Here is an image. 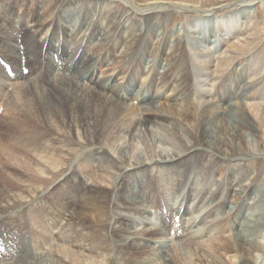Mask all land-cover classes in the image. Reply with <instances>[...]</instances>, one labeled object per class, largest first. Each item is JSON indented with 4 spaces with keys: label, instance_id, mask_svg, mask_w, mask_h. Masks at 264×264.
<instances>
[{
    "label": "bare ground",
    "instance_id": "6f19581e",
    "mask_svg": "<svg viewBox=\"0 0 264 264\" xmlns=\"http://www.w3.org/2000/svg\"><path fill=\"white\" fill-rule=\"evenodd\" d=\"M114 1L120 2L122 0H59L60 8L58 7L59 9L56 11L58 15L62 13L61 9H63V7H69L62 14L65 23L67 18L70 20L74 18L76 26H78L81 19L84 18L85 20L88 13L92 16L91 21H89V28L85 30V33L80 39L69 31L67 25H61L58 20L43 22L38 18L35 20L31 19L32 21L29 23H19L18 20L16 22L11 20L6 27L3 26L4 24L0 23V50L5 56L7 55L8 58H12L19 64V66H15L14 70H12L11 62H8L7 56L4 57L2 55L5 60L0 56V66L4 70L0 69V80L7 78V76L10 78H7L10 83L17 79H24V82L12 89L13 93L11 96L14 97V100L11 105H7L9 107L8 110L13 112V120H11L8 126L6 138L3 137V140H0V169L2 166V168L5 169L24 170L26 176L28 175L27 178L31 181L33 180L35 167H42V165L45 167V164L60 167L61 165L64 166L68 164L67 158L61 155V158L58 157L55 149L52 150V148L51 152V150L43 144L46 141L42 143L47 134H52L54 132L53 121L60 129L62 137L65 136V138H63L67 148V153L65 154L68 156L74 153V149H76L74 147L75 144H77V141H75V139H77V134L75 132L76 128H81L84 134L82 137L78 136L79 142L86 143L90 146H97L86 142L84 137L95 134L99 127L97 125L98 118H100L99 114L103 116L104 111L109 113L106 116L108 117L107 119L112 120H109V123L103 128V132H106L107 135V143L101 147L109 148V146L112 145L111 143L116 142L115 135L118 131L115 130H120L119 123L122 125L125 122V125H129L126 133L128 134L130 142L136 140L138 137L136 133L138 131L140 132L144 129L146 134L148 133L150 135L152 131L150 128L155 129V131L159 129L163 131V136L160 134L161 138H157V142H160V144L164 146L172 145L175 148L177 147L178 151H160L158 154L155 153L149 161L137 157L133 160L134 157L130 156L131 151L127 147L119 149L117 157L109 156L107 150L96 151L93 158L94 161L98 163V166L97 168H95L94 165L88 166L84 179L92 181H95V179L99 180L101 183L105 184V186H100L109 191L111 186H116L119 181L117 173L113 171L115 166L119 167L121 164H124L126 168L133 169L135 176L139 179L141 190H137L135 184H133L128 177H125V189L121 193V201L118 206L120 209H124L129 213L132 211L135 212L140 216V222L147 224L151 223V221L147 216L148 212L144 209V202H142V199L146 198V201L152 200L157 206L161 205L159 211H161V209H166L165 203L167 200L165 198L162 204L160 199L155 200V189L150 188V185L146 184V171L150 173L153 171V168L149 169L150 161H152L151 167H157L158 169V188H169L171 192L176 193L174 189L178 187L182 188V185H184L182 196L187 201L189 191L190 195L188 200L193 198L195 192L193 183H196L198 194L203 191L204 200L202 203L205 210L211 207V210L215 214L217 212L218 215L224 214L229 217L230 234L227 237V246L223 247L224 251L236 257V264H238L239 260H241L239 264H250L255 253L264 252V249H261L260 244L256 241V234L261 238L264 235V195L259 188L255 189L256 181H251L249 178L251 172H246L245 169L241 168L233 174L231 168L232 164L228 168H225L224 164L230 163V159L242 158L248 160L256 153L257 150H254L255 147L259 150L258 144L251 145L249 141H247L248 139L246 140L245 134L252 133L256 135L254 134V126L262 119V109L264 108V60L260 59L257 50H252V48L249 49L247 47V44L251 42V40L245 37H243V39H238L235 44L238 49L239 47L243 49L244 53L232 50V54L234 55L219 57L218 55L221 53V50L224 48L226 49V46L229 45L234 38H242L245 34H239L238 31L240 30L236 29L235 25L232 27L220 25V21L216 20L214 15L207 16V18L209 17L208 19L213 17L214 19L209 22L210 30L208 35L205 36L204 45H208V47L210 46L212 48L213 43H219L220 51L217 50L214 52L215 57L208 54L207 57L204 55V57L207 58L205 61L196 58L189 52L187 47L188 44H185L183 37L173 41L169 33L162 32L156 37H154L153 34L149 42L145 44V32L143 28H141L139 30L140 34L129 39L125 35L126 28L110 26L112 23L108 19V16L112 17L114 14L111 5V2ZM263 1L264 0H257L258 4H264ZM133 2H135V0H125L126 10L119 15L120 19H123L124 15H126L129 21L131 17H135L134 25L142 20L139 16H143L144 20L147 19L148 24H152L155 17L162 13V10H173L178 7V9H181L184 7L179 4L180 6L177 5L178 7L174 5V8H170L168 6H163L162 4L164 3L162 2H155L141 9V7H136ZM100 3H102V6H98ZM251 3H255V1L251 0L244 1V3H234V5H238L236 12L237 15L242 17V20L248 18V11L251 10V7H254V5H249ZM85 4L86 9L84 10L82 5ZM38 8L40 10L43 8V2L39 4ZM184 11L187 10L184 9ZM38 16H40V14H38ZM95 16H99V18ZM254 20L255 17L250 14L249 23L255 22ZM104 23H106L105 27L103 26ZM102 26L103 28L111 27L112 30L106 35L103 34L101 36L98 30L101 29ZM25 28L29 30L33 39L25 41L19 37L18 32H24ZM155 31L156 26L154 28V32ZM42 36L45 38H42ZM110 37H114L119 41L118 48L120 49L134 47V49L140 50L146 47L148 48L146 50L147 56H152L154 54L158 55L160 65L163 68L170 66V69L163 73V78H166L168 75L170 77L176 75L174 81L177 76L184 79V82L177 89L168 91L171 92L166 97L168 99L169 112L162 109L164 104L157 103V99L160 96L150 93L152 86L156 83L155 75H153L156 69L148 71L147 78L142 81H149L145 85H139L137 83L135 73L131 74L132 76H126L124 81L118 83L116 82L114 74L109 75L110 71L102 74L103 77L97 76L99 72L98 63L101 62V58L88 51V45L95 40H107ZM39 38L44 39L41 41L43 47L45 44H49V47L43 52V70L38 73L35 78H32L28 63L34 60L32 52L33 45L35 44L33 43L34 39L39 40ZM83 44L84 47L82 48L81 45ZM152 45L156 47V51L151 48L149 49ZM86 46L87 50L85 48ZM251 50L255 53L251 52ZM241 55H246L244 62L240 59L241 62H236V65H234V61L237 59L235 57ZM112 57L111 55V60ZM168 59L171 60V63L164 65L163 62ZM26 61V66L22 68L21 64ZM182 61L185 63L181 68L182 63L180 62ZM7 66H9V68ZM9 71H11L14 76H11L12 74ZM42 73L47 77L45 82L44 78L40 76ZM215 75H218V77L216 78ZM251 79L256 80L251 81ZM2 84L3 83H0V87ZM135 92H137L136 97H133ZM9 99L11 100L10 95L8 99L3 102L4 99L0 97V103L8 104ZM132 99L134 102H130ZM59 102L67 104L71 115L66 114L60 117L58 116L57 104ZM135 102H137V105H139L138 107H140L143 115L142 118L136 112H133L134 114L131 113L129 117L126 112L129 108L127 104H134ZM3 104L0 106V109L3 111L0 118L6 110V105L4 106ZM21 106L24 107L22 110ZM183 121H192V123H194L190 127L191 140L186 137L184 138L182 133H178L179 124ZM42 130H46L47 132L44 133ZM4 135L3 133V136ZM171 136L177 143L175 141L171 142ZM146 146H148V144ZM72 147L74 149H72ZM63 148L64 147H62V149ZM206 152L218 157L209 168H204V162L202 163L199 161V158H202ZM62 153L64 152L62 151ZM19 155H21L22 158H18ZM39 159L43 161V164H41ZM192 159L195 161V168H191L190 166ZM223 162L225 163L222 165ZM214 164L215 166H213ZM70 166L71 168L73 167L72 164H70ZM165 166H168V172L166 173H164ZM187 166L190 167L187 168ZM68 167L69 165L65 167L66 170ZM80 169L78 165L72 168L76 183H78V179L74 174L76 170ZM205 169H212L211 174L213 180L218 177L215 188L209 185L208 188L198 189L200 182H203L199 177L205 176ZM2 173L3 176H0V183L9 184L7 177H11L12 174H6L5 176L3 171ZM97 173L102 174L98 175ZM147 177L151 176L147 175ZM164 177H167V182L164 181ZM65 180H69V175ZM172 180H174V182H171ZM189 180H192V184L188 189ZM152 185L155 187L154 183ZM204 186L206 187L207 185L204 184ZM7 187H9V185L4 186V190H0L3 192L2 194L7 192L5 191ZM117 190L118 188L114 189L113 192ZM221 200L224 201L222 206L219 203ZM249 200H255L257 204L253 206L249 203ZM83 201H85L86 205L90 204V201ZM180 203L181 201L176 210H178ZM30 205H34V203H30ZM66 205L67 210L65 212L69 213L65 215V220L67 222H70L71 218L76 221L84 220V215L74 210L69 202H66ZM180 208L182 209V207ZM181 209L178 210L179 213ZM159 211H157V213ZM200 212L202 213L203 210ZM178 215L180 216L179 223H181V214H177V211L173 214V219L176 221ZM62 218H64V216ZM163 218L159 214V221L162 222L158 229L149 230L148 227H143V232L140 233L137 232V228H133L128 224V215L118 217L116 219L117 224L113 226V229L127 234L124 238H120L119 241L121 244L119 246L127 249H141L143 251L145 248L148 249V247H151L148 243L149 240L144 241L146 237H155V240L169 237V227L172 228L175 225V221L171 223ZM195 219L199 220V218ZM33 222L36 226H41V223L35 216L33 217ZM191 226L194 228L198 227L195 221ZM259 231L262 232L259 233ZM26 236L27 234L25 233L19 237L28 241V237L26 238ZM176 238H179L177 233H175L174 239ZM33 239L34 242L38 240V237L34 235ZM28 243V250L31 251V243L29 241ZM158 243L164 248V244L161 241H158ZM229 244H231L230 247H228ZM180 246L182 245L178 247ZM221 247L219 246V250ZM60 248L62 247H59V249ZM155 248H152L153 250L149 249L155 251ZM0 251H4L5 253L2 254V256L0 255V264H27L29 261L30 264H33L34 257L38 256L36 253H30L29 260H21L19 263L17 256L20 253H24L26 249L23 246L18 248L10 239L4 238L2 235H0ZM45 251H47V249ZM63 251L64 249L58 252L62 255ZM177 251L180 252L181 250L178 248V250L175 249L172 253L175 258L179 259L180 253H177ZM75 253L76 252L69 255L67 254L66 260L70 262L69 264H76L79 260L81 255L78 258V255L76 256ZM156 253H158L160 256L159 259L161 258L164 264H168V251L156 250ZM175 254L179 255L176 256ZM57 256L59 255L57 254ZM82 256L81 258H84ZM130 257L136 258V253L131 252ZM230 258L232 259V257ZM152 259L153 260L146 259L147 261L142 264H153L156 259L155 257H152ZM40 260L41 264H48V260L44 258ZM214 260L211 264H219Z\"/></svg>",
    "mask_w": 264,
    "mask_h": 264
},
{
    "label": "rangeland",
    "instance_id": "374dc122",
    "mask_svg": "<svg viewBox=\"0 0 264 264\" xmlns=\"http://www.w3.org/2000/svg\"><path fill=\"white\" fill-rule=\"evenodd\" d=\"M241 1L244 3V1L251 0H135L133 4L136 7H141V9H144L146 5L155 2H162L164 3L162 4L163 6H168L170 8L174 5L180 6L179 4H181L182 7L184 6L181 9H178L179 7L177 6L178 8L173 10H162V13L155 17L152 24H148L147 19L144 20L143 16H139V18H142V20L140 22H137L135 25V17L130 18L131 22L128 20L126 15H124L123 19H120V15L126 10L125 0H122L120 2L114 1L111 2L114 14L112 17L108 16V19L112 23L110 26L126 28L125 35L129 39H132V37L134 38L136 35L140 34L139 30L143 28V31L145 32V44L149 42L153 34L154 37H156L162 32L169 33L172 36L171 38L173 41H175L177 38L183 37V41L185 42V44H188L187 47L189 52L192 53V55L196 58L205 61L207 59V54L210 56L213 55L215 57L214 52L220 49L219 43H213L212 48L210 46L208 47V45H204L205 36L208 35L210 30L209 22H211L215 17L216 20L220 21V25H227L228 27H232L233 25H235V28L240 30L238 31L239 34H245L244 36H242V38H234L232 42L227 45L228 47L226 46V49L224 48L223 50H221V53H219L218 55L219 57L234 55L232 54V50L239 53H244L243 49H241L240 47L238 49L235 44L238 39H243V37H245L251 40V42L247 44L248 46H246L249 49L252 48V50H257L260 59L264 60V4H258L257 0H254L255 3L249 4L254 5V7H251V10L248 11V18L242 20V17L237 15L236 12L238 5H234V3H242ZM41 2H43V8L40 10L38 6ZM59 5V0H0V23L4 24L3 26L6 27L11 20H14L15 22L18 20L19 23H29L30 21H32L31 19L35 20L38 18L43 22L58 20L61 25H67L69 31L76 37H78V39H80V37L85 33V30L89 28V21H91L92 16L88 13L85 20L84 18H82L78 26H76V21L74 18L73 20L67 18L65 23L62 14L69 7H63V9H61L62 13L58 15L56 11L60 8ZM82 6V8L85 10L86 4ZM98 6H102V3H100ZM184 9H186L187 11H184ZM38 14H40V16H38ZM250 14L255 17V22L249 23ZM211 15H214V17L208 19L209 17L207 18V16ZM95 17L99 18V16ZM103 26L105 27L106 23H104ZM103 26L98 30L101 36L103 34L106 35L110 30H112L111 27L103 28ZM155 26L156 31L154 32ZM18 35L22 40L25 41H27L28 39H33L29 30L26 28L24 29V32L19 31ZM42 38L45 37L42 36ZM42 40L44 39H34L33 44L35 45H33L32 52V57L34 58V60L28 63L30 73H32V78H35L38 73L43 70V52L49 47V44H45L43 47L41 45ZM211 41L213 42V39ZM118 42L119 41L116 38L110 37L107 40H95L93 43L88 45V51L101 58V62L98 63L99 72L97 73V76L103 77L102 74L110 71L109 75L114 74L116 82L118 83L124 81L126 76H132L131 74L135 73L137 83L139 85H145L149 81H142L147 78L148 71L151 69H156V71H154L153 73V75H155L156 83L154 84V86H152V90L150 93L158 94L160 97L157 99V103L164 104V106H162V109H164V111L166 112H169L168 99L166 97L171 92L168 91H171V89H177L184 82V79L180 78V76H177L176 80L174 81L176 75L172 77L168 75L166 78H163V73L170 69V66H166L165 68H163L160 65L159 57L156 54L147 56L146 50L148 48L144 47L143 49L138 50L134 49V47H127L126 49H120L118 48ZM81 46L83 48L84 44ZM85 48L87 50V46ZM150 48L156 51V47L154 45L150 46L149 49ZM252 50L251 52H254ZM2 55L4 57L7 56H5V54L0 50V56L2 57ZM111 55L113 56L112 60L110 59ZM204 55H206V57H204ZM4 57L2 58L5 60ZM245 57L246 55L235 57L237 59H235L234 65H236V62H241L240 59H242V62H244V60L246 59ZM6 58L8 59L9 63L11 62L10 64L12 70H14L15 66H19V64L12 58H8V56ZM26 63L27 61L22 63L21 67H25ZM170 63V59L163 62L164 65H168ZM180 63H182V68L185 62L182 61ZM0 69L3 70L1 66ZM13 75L14 74H12V76ZM40 76L44 78L45 82L47 78L46 75L42 73L40 74ZM215 77L217 78L218 75H215ZM7 78L9 77L7 76ZM7 78L0 80V83H3L0 87V97L4 99L3 102L8 99L9 95L11 97V100L9 99L8 104L0 103V106L2 104L4 106L6 105V110L0 118V140H3V137L6 138V133L9 128L8 126L11 120H13V112L11 110H8L9 107L7 106L11 105L12 101L14 100V97L11 96V94L13 93L12 89H14V87H17L18 84L24 82V79H17L12 81L11 84ZM254 80L256 79H251V81ZM136 94L137 92L133 94V97H136ZM130 102H134L133 99ZM127 106H129V108L126 110V112L129 117L131 116V113L134 114L135 112L141 118L143 117L140 107H138L139 105H137V102H135L134 104L128 103ZM23 108L24 107L21 106V110ZM2 112L3 111L0 109V116ZM57 114L59 117L66 114L71 115L66 103L59 102L57 104ZM108 114L109 113L106 111H104L103 116L99 114L100 118H98L97 122V125L99 127L97 128L95 134H93L92 136L84 137L86 142L90 143L91 145L97 146H90L86 143L79 142L78 136L82 137L84 134L81 128H76L75 132L77 134V139H75V141H77V144H75V146L73 145L76 149L72 147V149H74L75 151L69 156L65 154L67 153V148L65 146L66 144L63 139L65 138V136L62 137V133L60 132L57 124L54 121L52 122V124L54 125V132L52 134H47L42 143L46 141L43 144L46 145L49 150L53 148L52 150L55 149V151H57L56 155L58 157H60L61 155L67 158L68 164L64 166L61 165L60 167H54L45 164V167L43 165L42 167H35L33 180L31 181H29V179L27 178L28 175L26 176V172L24 170L22 171L21 169H5L1 166L0 176H3L2 171L4 172L5 176L6 174L12 175L11 177H7L9 184L0 183V190H4V186L9 185V187L5 188V191L7 192H4V194H2L3 192L0 191V235H2L4 238L10 239L14 244L17 245L18 248L23 246L26 249L24 253L18 254L17 258L19 263L21 262V260H29L30 253H36L38 254V256L34 257L33 264H41V258L48 260V264H69L70 262L66 260L67 254L69 255L76 252L75 254L76 256L78 255V258L80 255H83L82 257H84L81 258L80 256L76 264H142L147 260H153L152 257H155L156 259L153 264H164L163 260H161V258L159 259L160 256L158 255V253H156V250H165L168 251V264H211L214 259V261H217L219 264H236V257L233 254H228L226 251H224L223 248L227 246V237L230 234L229 217L228 215L224 214L218 215L217 212L215 214L211 210V207L206 208L207 210H205L202 203V201L204 200V196L202 193L203 191L198 194L196 183H193V187L195 189L193 198L191 200H188L190 195L189 191L188 197L186 196L187 201L182 196L184 185H182V188L178 187L177 189H174L176 193L171 192L169 188H158V169L157 167H151L152 161H150L149 169L153 168V171L151 172L152 175L149 171H146V184H149L150 188L155 189V200L160 199L161 204L164 203L163 200H165V198L167 200L165 203L166 209H161V211H159L161 205L157 206V204H154L152 200L146 201V198L142 199V202H144V209L148 212L147 216L151 221V223L147 224L140 222V216L135 212L132 211L129 213L124 209H120L118 206L121 201V193L125 189V177H128L131 182L135 184L137 190H141V187L139 186V179L135 176V172L133 169L126 168V165L124 164H121L119 167L115 166L113 168V171L117 173V178L119 181L116 186H111L109 191L100 186H105V184L101 183L99 180L95 179V181H97L95 182L92 180L84 179V175L87 171L88 166L94 165L95 168H97L98 166V163L95 162L93 158V155L96 151L107 150L109 156L117 157V152L119 151V149H124L125 147H127L131 151L130 156L134 157L133 160L135 159V157H137L139 159L148 161L155 155V153L158 154L160 151H178L177 147L175 148L172 145L164 146L160 144V142H157V140L161 138V135L163 136V131L159 129L155 131V129L150 128V130L152 129L150 135L148 133L146 134L144 129L143 131H138L136 133L138 135L136 140L134 142H130L128 139V134L126 133L129 125H125V122L122 125L121 123H119L120 130H115L118 131L115 135L116 142H110L112 145H110L109 148L101 147L106 145L105 143H107V135L106 132H103V128L106 124L109 123V120H112L107 119L108 117L106 116ZM260 121H258V124L254 126V134L256 135H253L252 133L245 134L246 140L248 139L247 141H249L251 145L258 144L259 146V150L255 147L254 150L257 151L254 156L250 157L248 160L242 158L230 159V163L223 162L222 165L225 163V168H228L232 164L231 168L233 174L241 168L245 169L246 172H251L249 178L251 181H256L255 189L259 188V190H261L264 195V108L262 109V119ZM193 124L194 123H192V121H183L179 124L178 133H182L184 138L186 137L191 140L190 127ZM43 132L46 133L47 131L44 130ZM3 133L5 134L4 136ZM174 141L176 142V140L171 136V142ZM147 144L148 146H146ZM62 147L64 148L62 149ZM62 151L64 153H62ZM18 158H22V156L19 155ZM217 158V156L215 157L213 154L206 152L202 158H199V161L202 163L204 162V168H209L213 164V161ZM39 160L41 164H43V161L41 159ZM194 163L195 161L194 159H192L190 162L191 168L195 166ZM70 164H72L73 167L78 165V167L81 168L80 170H76L74 174L78 179V183H76V180L73 177V167L71 168ZM68 165L69 167L66 170L65 167ZM190 166H187V168H189ZM213 166H215V164ZM164 170V173L168 172V166H165ZM205 170V176L199 177L201 180H203V182H200L198 189L208 188L209 185H211L210 187L215 188V183L217 182L218 177L213 180L211 174L212 169ZM97 174L101 175L102 173ZM68 175L69 180L66 181L65 178ZM147 175L151 177H147ZM166 178L167 177H164V181H166ZM171 182H174V180H172ZM153 183L155 184V187H153ZM191 184L192 180H189L188 189L191 187ZM204 184H206L207 186L205 187ZM116 188H118V190L116 192H113V190ZM83 200L90 201V204L86 205L85 201ZM180 201L181 203L179 205V208L182 207V209L180 208L181 212L179 213L178 210L180 209L178 208V210H176V208L178 207ZM66 202H69L74 210L84 215L83 221H76L73 218H71L70 222H67L65 220V215L69 214L68 212H65L67 210ZM223 202V200L219 201L221 206L223 205ZM30 203H34V205H30ZM249 203L253 206L257 204L255 200H249ZM201 210H203L202 213L200 212ZM3 211L6 213H4ZM157 211L159 212L157 213ZM176 211L177 214H181V223H179V215L177 216L176 221L173 219V214H175ZM159 214L162 218L164 214L163 219H166L168 222L173 223L175 221V225L172 228L169 227V237L160 240H155V237L153 238L151 236L146 237V240L144 241L149 240L148 243L151 247H148V249L145 248L143 251L141 249H127L125 247L119 246L121 244V242L119 241L120 238H124L125 236H127V234L113 229V226L117 224L116 219L118 217L128 215V224L133 228H137V232L141 233L143 232L142 230L144 228L148 227L149 230H154L158 229L161 226L162 221H159ZM34 216L41 223L40 227L34 224ZM63 216L64 218H62ZM195 218H199V220H196ZM194 221L198 226L196 228L191 226ZM200 221H202L203 223ZM261 232L262 231H259V233ZM25 233L27 234L26 238L28 237L27 239L31 243V251L28 250V241L19 237ZM175 233L179 235V238L174 239ZM34 235L38 237V240H35L33 242ZM150 238H152L153 240ZM158 241H161L164 244V248L163 246L161 247V244L159 245ZM256 241L260 244L261 249H264V235L261 238L256 234ZM179 245L182 246L178 247ZM219 246H222L220 250ZM230 246L231 244H229L228 247ZM59 247L62 248L59 249ZM149 248L151 250H153L152 248H155L156 250L154 249L155 251H151ZM178 248L181 251H177V253H180L181 256L179 254L175 255H179L180 260L175 258L174 254L172 253L175 251V249L178 250ZM46 249L47 251H45ZM62 249H64V251L62 255H60L58 251ZM131 252H135L137 257L131 258ZM2 254L5 253H1L0 255L2 256ZM57 254L59 256H57ZM230 257H232V259ZM240 261L241 260H239L238 264L240 263ZM27 264H30V261ZM250 264H264V252L255 253L253 260L250 261Z\"/></svg>",
    "mask_w": 264,
    "mask_h": 264
}]
</instances>
